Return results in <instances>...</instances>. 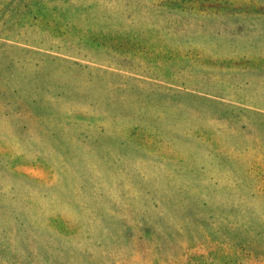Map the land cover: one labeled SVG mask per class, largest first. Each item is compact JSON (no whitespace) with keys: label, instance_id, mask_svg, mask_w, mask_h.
<instances>
[{"label":"rangeland","instance_id":"374dc122","mask_svg":"<svg viewBox=\"0 0 264 264\" xmlns=\"http://www.w3.org/2000/svg\"><path fill=\"white\" fill-rule=\"evenodd\" d=\"M0 264H264V0H0Z\"/></svg>","mask_w":264,"mask_h":264}]
</instances>
